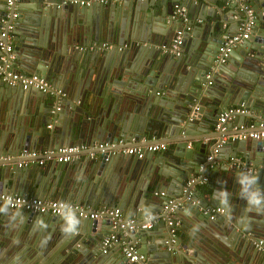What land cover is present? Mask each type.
Instances as JSON below:
<instances>
[{"label":"water","instance_id":"95a60500","mask_svg":"<svg viewBox=\"0 0 264 264\" xmlns=\"http://www.w3.org/2000/svg\"><path fill=\"white\" fill-rule=\"evenodd\" d=\"M68 1L0 0V31L6 30L7 35L0 41L10 45L9 51L0 48V56L6 60L10 58L11 69L37 74L53 85L61 74L58 65L66 45L111 43L107 48L94 49L99 54L96 70L92 71L94 84L98 87L100 84L107 85L108 95L99 104L96 98L83 92L80 82L71 85L69 95L73 102L69 103L64 96L57 99L29 88L26 98L31 103L44 105L47 111L45 115H38L40 118L37 120L27 121L26 126H35L36 130L14 135L13 140L2 147L0 157L7 155L10 158L0 161V193L47 198L38 185L20 188L14 183V175L20 171L15 164L20 160L19 152L23 149L56 150L83 144L88 147L98 143L117 144L118 140L126 147L128 145L125 144H138L141 137L145 143L162 141L166 144L165 150L147 152L141 158L125 154L120 164L115 165L117 175L125 184L119 195H100L99 190L90 189L77 194L59 192V198H71L78 205L94 209L117 207L122 213L134 217V228L126 230L124 238L120 230L116 235L117 243L122 239L136 241V253L143 256L139 264H231L226 255L220 257L213 245L216 242L210 236L218 238L217 231L234 232L239 228L247 230L248 237L255 243L260 240L261 233H254V230L263 229L264 225V212L247 211V202L241 198V186L237 181L239 175L246 172L237 171L231 163L236 150L242 153L243 164L249 162L247 150H243L245 144H242L247 139H239L236 135L242 131H256L260 129L259 124L264 123L263 27L258 28V22L254 24L252 30L255 32L251 30L249 37L237 43L225 62L221 63L215 60L219 45L227 36L233 35L245 20L238 0H113V3L91 2L86 6ZM118 1H121L120 5ZM47 3L49 7L42 6L41 12L50 9L49 15L60 18V45L34 41L36 19H32V14L31 18L25 14L26 8L35 14L40 11V4ZM122 6L129 10L130 15H121ZM205 6H210L217 15L211 17L212 13H207ZM221 6H226L230 14L222 13ZM184 7L187 10L185 18L199 16L207 20V15L212 18L209 19L212 24L186 30V23L179 13ZM98 10L100 15L97 14V17L102 21L94 16ZM126 16L130 17L129 26ZM152 19L164 27H148ZM259 20H264V9ZM98 25L101 29L97 28ZM165 26L168 28L163 30ZM177 35L182 48L180 58H172L169 53L160 54L162 47H168ZM139 43L145 45L142 47ZM123 44L128 48L122 47ZM134 47L141 51V60L132 66H122ZM113 85L117 87L113 88ZM83 87L85 84H82ZM89 89L93 90V95H99L95 94L93 87ZM22 93L19 87L0 81V100L17 101ZM80 98L81 103L77 107L74 101ZM82 100H85L84 104ZM58 101L60 103L55 105ZM66 105L70 110H65ZM84 107L93 110L94 115ZM230 108H242L244 111L229 114L221 130L216 127L217 118ZM50 116L58 120L67 118L65 130L60 132L54 128L52 133L46 132L36 138L37 130L51 122ZM232 125L235 126L233 131L230 130ZM245 127L247 129L241 130ZM222 137L225 139L222 140ZM252 145L254 158L251 166L255 171L248 174L257 176L258 184L264 190V140H255ZM214 148H217V156L208 163L205 157ZM109 150L110 146L105 147V155L101 154L96 161L89 160V175L93 183L98 177V184L104 170L113 168ZM164 162L170 164L172 173L162 169ZM52 165L56 173L67 169L63 162ZM209 172L216 175L212 181H206L205 176ZM192 178H196L195 181L187 184ZM200 183L203 185L199 186ZM160 192L162 194L156 195ZM225 193L228 201L233 197L234 207L229 211L226 205L220 203ZM173 198L176 200L172 201ZM171 201L177 202L172 213L180 218L178 234L172 241L165 222ZM211 207L220 210L210 212ZM0 208L6 209L0 215H18L24 222L27 221L33 227L31 235L41 233L44 236V248L35 243L36 239L33 241V236L30 240L26 239L25 244L37 251L42 250V257L47 254L49 259H44L46 264H97L101 257L98 252L100 241L112 231L111 223L103 218L24 211L16 214L17 210L1 205ZM147 216L153 217L151 226L139 229L138 224L144 222ZM74 220L79 221L76 233H64L62 228H68ZM187 220L200 227L201 231L188 225ZM160 227L161 234L154 233ZM154 237L159 240L155 241ZM224 245L231 247L229 243ZM261 251L264 257V249ZM110 264L136 263L125 256H117Z\"/></svg>","mask_w":264,"mask_h":264},{"label":"crops","instance_id":"0c3cea01","mask_svg":"<svg viewBox=\"0 0 264 264\" xmlns=\"http://www.w3.org/2000/svg\"><path fill=\"white\" fill-rule=\"evenodd\" d=\"M94 3V2H93ZM118 5L121 4V1H118ZM220 4V3H219ZM248 4L251 6L253 9L254 15H255V21L254 24H257L258 22V28L262 26V21L259 20L260 16L262 15V10L264 9V4L263 0H249ZM37 6V4H36ZM48 8L49 4H40V10L39 12H35L33 14L32 10L29 8H26L25 14L28 16V18H31V14L34 18L36 19V22H34L35 26H33L34 32H35V37L34 41L36 40L39 43H49L51 42L60 45V34H59V29H60V24L61 20L59 17L51 16L50 14V9H48L47 12H41V8ZM206 7V8H205ZM204 10L207 11V13H212L211 17H214L215 12L212 11V8L210 6H205ZM222 13L226 12L230 14V10L225 6H221ZM185 14H187L186 8H181ZM41 12V13H40ZM127 13L129 14V10L125 7L122 6L121 8V15ZM97 14L100 15V10L96 12L94 15L96 18L100 19L99 16L97 17ZM130 15V14H129ZM181 16V15H180ZM182 17V16H181ZM207 20L202 19L199 16H193L192 18H185L183 17V21L186 23L185 29L186 30H193L195 26L198 28L208 25L209 19H212L211 17L205 15ZM94 18V17H93ZM128 19V26L131 24L130 17L126 16ZM43 19V20H42ZM133 19V18H132ZM197 19H201L200 22H197ZM102 21V19H100ZM86 26V25H85ZM88 26V25H87ZM154 27V28H159L162 29L163 27L160 26L159 23L156 24V22L152 20L149 21L148 27ZM97 28L101 29V26H97ZM166 27L163 29L165 30ZM254 33L255 31L252 30ZM199 34V33H198ZM179 36V35H178ZM91 44H94L92 42ZM91 44H68L65 47V50L62 53V58L59 61L58 69L59 72H61L59 78L56 79V81L53 83V87L56 89L61 90V96H64L66 101H69V103L73 102L71 101V97L69 95V90L71 85L74 86L76 83L79 84L81 82V89H83V92L85 91L87 95L91 96L92 98H96L98 100L97 102L99 104H102V101L104 98L108 95V87L107 85L100 84L99 87L94 84V75L93 72L96 70V65L98 62V54L97 51H93L91 49H88V46H91ZM111 46V43L109 44ZM138 45H142V47L145 44L139 43ZM84 47V49H79L78 47ZM121 47V46H120ZM122 47L128 48L126 44H123ZM137 47V46H136ZM132 48L131 53L128 54L123 63L122 66L127 67V66H132V64L138 62L141 60V51L138 50V48ZM157 48V46H156ZM98 50V49H96ZM182 48L179 46V55H171L173 56L172 58H180L181 56ZM160 54H165L161 52ZM169 58V57H168ZM96 62V64H95ZM93 71V72H92ZM19 72V71H17ZM23 74H34V73H24L20 72ZM92 73V74H91ZM125 80V79H123ZM47 81V80H46ZM122 81V80H121ZM106 83V82H104ZM82 84H85V87L82 88ZM87 86V87H86ZM95 86V87H94ZM94 88L95 94L99 95H93V90L90 91L89 88ZM117 85H113V88H116ZM20 89V88H19ZM22 90V89H20ZM29 89L22 90L23 93L20 96L21 99L17 101H12L11 99H1L0 100V151H2V147H6L7 144L13 140L14 135L16 134H23L26 132H29L30 130H36L34 128L35 126H26V123L28 120L33 119L37 120L40 118L38 115L44 114L45 111H47V108L44 107V105L38 104L37 102H32L29 101V99L26 98V92H28ZM92 94V95H91ZM49 95V94H47ZM55 98H59L53 95H50ZM60 96V97H61ZM88 96V97H89ZM24 99V100H23ZM81 99L75 100L74 105H80ZM28 102H26V101ZM87 100V98H86ZM71 101V102H70ZM85 100H82V104H84ZM60 103L59 101L57 102ZM72 105V104H71ZM57 108V106H56ZM65 110H70V107L66 105ZM87 109V112L93 113V110H89L90 108L84 107ZM91 115V114H90ZM51 117V118H50ZM49 119H51V122L46 124L45 126H41V129L37 133L38 135L36 138L39 136L45 135L46 132H53L54 128H57L60 130H65L66 124H67V118L64 117L63 120H58L56 117L50 116ZM235 129V126L232 125L230 128L231 131ZM247 129V127L242 128ZM32 132V131H31ZM224 140L225 137H222ZM242 139V138H241ZM120 140L117 141V146L119 148H125L122 142H119ZM255 140L253 139H247V141L242 144H245L243 147V150H247V155L249 162L244 165H252V159L254 158L253 151H254V146L252 145ZM162 142V141H161ZM190 145L193 144V142H189ZM249 144V145H246ZM129 146H133L132 144H125ZM82 147L80 150V154H78L75 158H73L71 161L66 163V170H61L58 171L57 173L54 172L52 169L56 161H45L44 164L42 165H35L32 163H28L26 166H23L24 169L22 170L23 167H18L20 168V171L18 173H15V180L14 183L18 184V187L20 188H31L34 187L35 185L40 186L42 189V192L47 196V198L42 197V199H57V200H62L66 202H71L74 204H78L76 201L72 200L71 198L62 199L59 198V192L65 193V194H77L80 192H86L91 190H99V194H111L112 197H115L114 195H119L118 193L125 187L123 179L117 175V170L115 165L120 164V160L124 158L125 154L124 153H112V162L110 165H113V168L104 170L103 174L101 175V178L98 182V177L95 181V183L92 182L91 178L92 176L89 175V168H90V163L89 160L96 161L98 158L101 156V154L98 151L94 152V155L92 158L88 157V152L93 151L91 148V145L88 147L85 146L84 144L79 146ZM44 150L48 149H43V150H34L36 153H41ZM163 151V150H162ZM147 154V152L145 153ZM5 155V153H4ZM5 156L7 158H5ZM4 157H0V161L4 159H9L10 156L5 155ZM122 156V157H121ZM115 159V160H114ZM239 160V162L242 161V153L239 150H236V155L234 161L236 162ZM116 161V163H115ZM120 161V162H119ZM230 161V159H229ZM234 161L231 162L234 164ZM16 165V164H15ZM169 163H163L162 169L170 174L173 172V170L169 167ZM2 166V165H1ZM253 168V172L255 171V168ZM22 170V171H21ZM237 171H240L237 169ZM243 172V171H240ZM216 175L214 173L209 172L205 178L207 179L206 181H212ZM196 179V178H195ZM140 180V179H139ZM141 181V180H140ZM132 183V181H131ZM199 186H202L203 183L198 184ZM2 193H11V194H17L13 192H2ZM152 196H154L153 192L150 193ZM157 194H162L156 193ZM25 196V195H24ZM30 196V195H27ZM41 198V197H40ZM176 198H173L172 201H175ZM80 205V204H79ZM228 205L230 207L226 208L231 210L232 207H234L233 203V197L230 201H228ZM83 206V205H82ZM89 209H94L89 206H84ZM111 206H103L102 208H110ZM211 208H217V211L220 209L218 207H211ZM209 208V209H211ZM98 209V208H97ZM154 209H158L157 206H154ZM17 213H22V211L17 210L15 211ZM25 212V211H24ZM226 212V211H225ZM124 216L129 217L131 215L122 213ZM172 215L179 221L180 224V218L177 216L176 213H172ZM188 225H192L194 227H197L196 225L192 224L189 220H187ZM179 226V225H178ZM162 227L159 229H156L154 233L156 234H161ZM33 227L29 226L27 221L24 222V220L19 217L18 215H10L8 213H5L4 215H0V264H46V261L49 258L47 257V254L43 255V251H37L35 250L34 247L31 245L29 246L28 244H25V240H30L32 236L34 237L33 241L36 239V244H40L42 246L41 248H44L46 246L44 236L41 235V233L38 234H33L31 235ZM200 230V229H199ZM201 231V230H200ZM261 233L260 234V240L264 241V225L263 229L260 230H254V233ZM76 233V231H75ZM253 233V232H251ZM74 234V233H72ZM178 234V232H176ZM217 237L221 240H218V238H214L212 235L210 236L216 243L213 244L215 248L219 251L221 254L220 257H224L225 255L227 256L228 263L231 264H264V257H262V251L264 249V245H261V250L256 249L253 244L255 240H252L251 237H248L247 230L244 229H237L236 231H228V232H221L217 231L216 232ZM250 236V234H249ZM257 236H255L254 239H256ZM48 239V238H47ZM155 241H158L159 238L154 237ZM49 241V239L47 240ZM122 241H119V243H115L112 247H110L105 253H102L100 248L98 249L99 254L101 257L97 260V264H100L103 262V264H110L111 261L117 257V256H123V253L121 251V248H118V246H122ZM251 242H253L251 244ZM229 243L230 248L225 246L224 244ZM263 244V242H262ZM137 248V247H136ZM247 251V252H246ZM228 252V254L226 253ZM219 256L216 257L217 261H219ZM44 259L46 261H44ZM220 262H223L220 260Z\"/></svg>","mask_w":264,"mask_h":264},{"label":"built area","instance_id":"2783aa9c","mask_svg":"<svg viewBox=\"0 0 264 264\" xmlns=\"http://www.w3.org/2000/svg\"><path fill=\"white\" fill-rule=\"evenodd\" d=\"M113 3V0H70L71 2H78L80 5H89L91 2L105 4L107 2ZM241 2V9L245 14L244 22L238 27L237 31L231 35L227 36L219 45L215 60L217 62H225L228 57V53L231 51L235 45L244 39L249 37V34L252 30V26L254 25L255 15L253 9L248 4L249 0H238ZM66 1H62L65 3ZM182 10V9H181ZM179 13L182 17H185V13L179 10ZM15 16V14H13ZM197 22H200L201 19H197ZM208 24H212L209 22ZM263 32H264V20L262 22ZM10 29V26L7 27V30ZM6 35V30L0 31V38H3ZM179 36L177 35L175 39H173L168 47H162L163 53H169L171 55H179ZM110 45L106 42L97 44H91L88 46V49H104L109 47ZM0 48H4L6 51H9V44H2L0 41ZM79 49H84V47H78ZM264 53V46H263ZM11 57V56H10ZM9 60H6L4 56H0V81L5 83L8 86H17L22 90H26L29 88L35 89L39 92L53 95L56 97L61 96V90L53 87L48 81L37 74H23L17 72L9 67ZM244 109L239 108H230L226 111H223L219 114L217 118L216 127L222 130L221 125L229 118V114L233 112H243ZM260 129L256 131H247L240 132L236 137L239 139H253V140H264V123L259 124ZM120 142V141H119ZM189 145V144H188ZM109 153H124L128 155H134L136 158H141L146 152H156L165 150L166 144L163 142H149L145 143V139L143 137L140 138V142L136 145L119 148L116 144H107V143H98L96 145L91 146V152H88V157L92 158L95 151H98L100 154L105 153V147H109ZM82 147L78 146H69L62 147L56 150H44L41 153H36L34 150H21L19 152L20 160L16 163L18 167L26 166L28 163H32L35 165H42L45 161H56L67 163L75 158L78 154H80V150ZM217 156V148H214L211 154L206 155L205 161L211 162L214 157ZM264 159V154H263ZM234 167L240 171L251 173L253 172V168L251 165H244L242 162L237 160L234 161ZM264 172V169H263ZM195 181V178H192L187 181V184ZM171 205L168 207V215L165 218L166 225L169 227L168 233L170 237V241L173 240V237L176 235L177 227L179 225V221L172 215V210H174L177 206V202H170ZM0 205L5 206L7 208H11L14 210H20L25 212H36V213H49L51 215H62V214H73L77 217H88L90 219H106L111 223V233L107 236L103 237L100 241V250L102 253H105L110 247H112L115 243H117V230L122 231V238L125 237V231L134 228L136 225V220L134 217L129 216L126 217L122 214V212L117 207L110 208H96L89 209L82 205L74 204L71 202H66L57 199H41L38 197L32 196H24L18 194L11 193H0ZM210 212H216L217 208L209 209ZM152 216H147L144 222H140L138 224L139 229H147L152 224ZM121 251L123 255L132 263L139 264L141 260H143V256L141 254L136 253V241L130 242V240L122 239ZM262 241L258 240L254 243V247L256 249L261 248Z\"/></svg>","mask_w":264,"mask_h":264},{"label":"clouds","instance_id":"9594fccd","mask_svg":"<svg viewBox=\"0 0 264 264\" xmlns=\"http://www.w3.org/2000/svg\"><path fill=\"white\" fill-rule=\"evenodd\" d=\"M237 182L241 186V198L245 199L248 205V208L246 210L255 211L257 213L264 212V190H262L258 184V177L248 173H241L238 177ZM220 203L222 205H227V207H230V205H228L226 193L224 194ZM0 212H6V209L0 208ZM77 224H79L78 220L71 221L69 227H63L62 231L64 233L69 231L71 233H75Z\"/></svg>","mask_w":264,"mask_h":264},{"label":"bare ground","instance_id":"6f19581e","mask_svg":"<svg viewBox=\"0 0 264 264\" xmlns=\"http://www.w3.org/2000/svg\"><path fill=\"white\" fill-rule=\"evenodd\" d=\"M222 139V138H221ZM223 140V139H222ZM156 152H158V151H156ZM209 163V162H208Z\"/></svg>","mask_w":264,"mask_h":264}]
</instances>
